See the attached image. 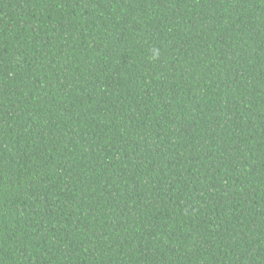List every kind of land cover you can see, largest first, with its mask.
I'll return each mask as SVG.
<instances>
[{"label": "trees", "instance_id": "1", "mask_svg": "<svg viewBox=\"0 0 264 264\" xmlns=\"http://www.w3.org/2000/svg\"><path fill=\"white\" fill-rule=\"evenodd\" d=\"M0 264H264V0H0Z\"/></svg>", "mask_w": 264, "mask_h": 264}]
</instances>
